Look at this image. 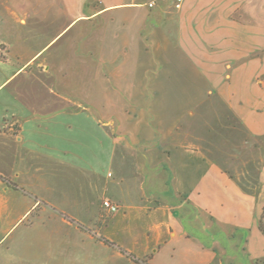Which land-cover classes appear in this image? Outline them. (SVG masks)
Returning a JSON list of instances; mask_svg holds the SVG:
<instances>
[{
	"label": "crops",
	"instance_id": "crops-1",
	"mask_svg": "<svg viewBox=\"0 0 264 264\" xmlns=\"http://www.w3.org/2000/svg\"><path fill=\"white\" fill-rule=\"evenodd\" d=\"M242 1L0 0V264H264Z\"/></svg>",
	"mask_w": 264,
	"mask_h": 264
},
{
	"label": "rangeland",
	"instance_id": "rangeland-1",
	"mask_svg": "<svg viewBox=\"0 0 264 264\" xmlns=\"http://www.w3.org/2000/svg\"><path fill=\"white\" fill-rule=\"evenodd\" d=\"M242 3L230 19L243 30H258L262 38L264 36V0H243ZM248 44L245 38V49H248ZM261 50L264 51L262 48ZM261 82V92H264V75H261ZM207 106L197 108V111L207 112V115L205 119L197 118L196 126L206 125L218 128L226 119L225 106L219 101L208 102Z\"/></svg>",
	"mask_w": 264,
	"mask_h": 264
},
{
	"label": "built area",
	"instance_id": "built-area-1",
	"mask_svg": "<svg viewBox=\"0 0 264 264\" xmlns=\"http://www.w3.org/2000/svg\"><path fill=\"white\" fill-rule=\"evenodd\" d=\"M183 0H177V8H180L182 5ZM150 7L154 6V3H151L149 5ZM103 208L109 212V213H116L117 211H119V205L113 203L111 200L105 199L102 203Z\"/></svg>",
	"mask_w": 264,
	"mask_h": 264
},
{
	"label": "trees",
	"instance_id": "trees-1",
	"mask_svg": "<svg viewBox=\"0 0 264 264\" xmlns=\"http://www.w3.org/2000/svg\"><path fill=\"white\" fill-rule=\"evenodd\" d=\"M2 180H5L2 178ZM14 187H17L16 185L13 184ZM259 228L261 230V232L264 234V207L260 216V220H259Z\"/></svg>",
	"mask_w": 264,
	"mask_h": 264
}]
</instances>
